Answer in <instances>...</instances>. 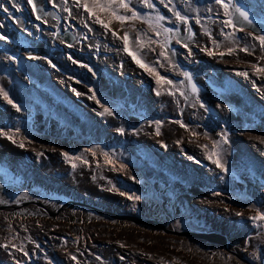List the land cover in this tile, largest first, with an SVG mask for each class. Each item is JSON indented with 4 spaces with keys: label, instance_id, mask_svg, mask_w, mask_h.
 <instances>
[{
    "label": "rangeland",
    "instance_id": "374dc122",
    "mask_svg": "<svg viewBox=\"0 0 264 264\" xmlns=\"http://www.w3.org/2000/svg\"><path fill=\"white\" fill-rule=\"evenodd\" d=\"M36 2L50 15L42 13L37 20L27 0H18L21 11L0 0L9 9H0V35L7 37L0 40V88L20 109L0 96V130L24 144L27 166L14 163L12 154L0 158V177L14 187L0 194V207L38 202L51 214L32 208L0 211V245H8L0 247V264H264V221L249 219L256 214L253 209L264 210V143L255 139L264 137V72L253 67H264L259 41L224 26L230 17L215 0H172L167 7V0H153L154 8L132 0L148 22L133 18L121 24L98 13L120 39L72 0L67 5L71 16L60 0L55 8L48 0ZM233 5L264 16V0H233ZM168 8L189 17L188 25ZM158 15L166 19L158 21ZM189 26L192 39L185 31ZM64 32L73 36L71 48L58 37ZM145 45H152L157 56L146 57ZM244 47L249 51H241ZM199 52L205 57L197 58ZM184 73L188 86L195 85L192 94H187ZM158 76L165 80L158 83ZM166 92L175 95L171 102L163 99ZM132 93L140 96L133 100ZM102 104L113 114L105 113ZM213 141L220 143L214 148ZM210 154L226 171L208 159ZM74 201L154 222L168 232L77 206L65 208ZM172 228L194 229L206 238H182L169 232ZM213 232L233 245L218 242ZM20 247L29 255L16 250Z\"/></svg>",
    "mask_w": 264,
    "mask_h": 264
},
{
    "label": "snow or ice",
    "instance_id": "6c2138e0",
    "mask_svg": "<svg viewBox=\"0 0 264 264\" xmlns=\"http://www.w3.org/2000/svg\"><path fill=\"white\" fill-rule=\"evenodd\" d=\"M60 2L63 5H65V7L63 8V11L68 12L70 16L73 15V13L67 7V5L69 3V0H60ZM8 3L11 4L12 7L14 9H16L17 11H21L22 10L20 5H19V3H18V0H8ZM48 3L51 4V6L54 7V8L58 6L56 4L55 0H48ZM140 3H142L147 8H154L155 7V4H154L153 0H140ZM160 3H162V4L165 3V0H160ZM171 3H172V0H167V4H165V7H167L168 4H171ZM215 3L217 5H220L224 9V15L225 16L232 17L230 19H225L224 21H222L224 26L233 27V28L236 27V24H235V13H239V16L242 17L243 20L245 22H247L248 24L252 23V21L249 19L248 13L246 11H242L239 7H235L233 5V0H215ZM27 4L32 6L31 7L32 14L35 16V18L37 20H41L42 19V16L40 15V13H43V15H50V13L43 12L42 7L36 2V0H27ZM72 4H73V6L75 8L83 7L84 11L89 14V17L95 16L94 23L101 25L105 29L106 32L111 31L112 32V36L116 37L117 39H120V37L117 36L116 31L111 30L109 28V23H105L103 20H101L100 15L98 13H108V15L112 19H114L116 21H119L121 24H123L126 21L132 20L133 18L141 19L142 22H148L147 20H144V14L140 13L135 7L132 6V0H72ZM121 8L124 9L125 11H127V12H130L131 15L129 16V15L121 14L119 12V9H121ZM0 9H3V11L5 13L9 12V9L7 7H5V5L3 3H0ZM168 11L173 13V15L175 16L177 21L183 23L184 25H188L189 17L183 15L181 13V11H179V10H177L175 8H168ZM208 11L211 12L212 9L209 8ZM164 19H166L164 16H161V15L157 16V20L158 21H162ZM14 22L18 23V21H14ZM197 23H199V20H197ZM84 26L88 27L87 24H85ZM159 26L162 27V25H159ZM0 27H3V25H0ZM150 27H151V24H150ZM89 31H92V29L89 28ZM163 31L167 32V33H172L174 31V29H172V28H164ZM175 31H179V27H177L175 29ZM185 31L191 33V27L190 26L186 27ZM52 35L56 36L57 34L56 33H52ZM193 35H194V33H193ZM248 35L251 36L254 40H258L260 49L262 51H264V34L253 35L252 32H249ZM6 39H7L6 36L0 35V40H6ZM123 41H124V50L128 51L129 34L127 32L124 33ZM61 43H64V41L62 40ZM177 43H180V41L177 40ZM67 46L69 48L72 47L71 44H68ZM183 46L187 47L186 44L183 45ZM231 51H232V49H229V52H231ZM241 51L248 52L249 49L247 47H244V48L241 49ZM129 54L131 55V53H129ZM164 54H165L164 52H161V55H164ZM173 54H175V53L173 52ZM188 54L192 55V52H191L190 49H189V53ZM209 55H212V53L209 52ZM29 58L30 59H36V58L47 59L46 57H34V56H29ZM7 59L10 60V61H13V62L16 61V57L15 56H7ZM68 59L71 60L72 63H74V64L77 63V61L75 59H73L71 56H69ZM133 59L136 60V63L138 65H140L141 67L147 68V65L141 64V61L137 60L134 55H133ZM48 63L51 64L52 67H54V68L56 67V65L53 64L51 60H48ZM83 66L84 67H88L87 65H83ZM253 67L256 68V70L258 72H264V67H258L256 64H253ZM89 71H92V69L89 68ZM240 75H243V76L247 77L248 74L247 73H240ZM184 76L187 79H190L188 73H184ZM161 80H165V77L158 76L157 82L159 83V81H161ZM167 83L172 84L173 81L168 80ZM193 89L196 90L195 89V85H193ZM73 91H75V89H73ZM89 91H92V89H89ZM76 94L77 95H81L82 93L77 92ZM156 94L160 95V93H156ZM169 94L171 95L172 93H169ZM0 96H2L4 100H6L9 104H11L13 107H15L17 109V111L20 110L19 107L16 104L13 103L12 99L9 98L8 94L2 88H0ZM88 98L89 99L95 98V93H93V96H90ZM97 103H100V101L97 100ZM101 106L104 107V112L105 113H107L109 115L113 114V112H112V110L110 108L104 106L103 104ZM200 106L202 108L205 107V105L202 102H200ZM103 114L104 113H101V115H103ZM155 123L158 126L156 134L160 135L159 125L161 124V121L157 120V121H155ZM177 123H179V121H177ZM181 127H186V126L183 123H181ZM17 131H19V130L17 129ZM117 131L120 132V133H123L124 129L123 128H119V129H117ZM0 135L7 136V134L3 130H0ZM227 135H228L227 132H224L222 134L224 143H228ZM7 138L9 140H11L12 143H16V141L14 140V138L12 136H7ZM255 139H258V140H260L261 143H264V137H255ZM219 143L220 142H218V141H213V147L214 148L217 147ZM162 146L166 147V145H162ZM19 147L23 148L24 144L21 143L19 145ZM42 155H43V153H38V156H42ZM62 155L65 157V160L69 159V154L68 153L64 152V153H62ZM76 159H80V157H76ZM208 159L211 160L212 163L216 165V167L221 168L222 170L226 171V169H224V166L222 165L220 159H213L211 154L208 156ZM72 167L75 168L76 165L72 164ZM116 191H119V190H116ZM214 194L219 195V193H214ZM119 195H121V196L127 195L129 199H134V200H137V201L141 199V197L138 196V195H134V194L129 195V194L123 192V191H119ZM253 210L256 212V214L254 216L249 217V219L254 221V222L264 221V210H258V209H253ZM235 215L236 216H241L242 213L241 212H236ZM0 247L7 248L8 245H0ZM13 247H16V246L13 245ZM37 247H39V245H37ZM16 250L19 251V252H22L25 256L29 255L28 252L24 251L23 247L17 248ZM71 259L72 260H76V257L72 256ZM96 259L100 260L101 258L99 256H97ZM121 259H123V257H121Z\"/></svg>",
    "mask_w": 264,
    "mask_h": 264
},
{
    "label": "bare ground",
    "instance_id": "6f19581e",
    "mask_svg": "<svg viewBox=\"0 0 264 264\" xmlns=\"http://www.w3.org/2000/svg\"><path fill=\"white\" fill-rule=\"evenodd\" d=\"M65 26L63 25L62 27H59L57 30H59V31H61L63 28H64ZM68 26L66 25V28H67ZM144 32V31H143ZM60 33V32H59ZM193 33H194V30H192L191 31V33L189 34V37L192 39V38H194V35H193ZM198 37H199V40L201 39V36L200 35H198ZM40 47H41V45H39ZM152 45H145L144 47H142V53L146 56V57H148L149 59L150 58H152L153 57V54H155L156 56H157V53L156 52H154V50H152V47H151ZM205 57V55H203V53L202 52H199V53H197V58H204ZM207 57L208 58H211V59H213L214 57L213 56H210V55H207ZM212 61V60H211ZM200 70V72H203V69L202 68H200L199 69ZM187 89H188V92H187V94L189 93V94H192L193 92H194V89H193V86H192V84H191V86H188V84L190 83L189 81V79H187ZM172 93V92H171ZM18 94V92H16V95ZM162 94V93H161ZM130 96L132 97V99L133 100H135V98H138L139 96H140V93H138L137 94V96H136V94L135 93H132V94H130ZM136 96V97H135ZM151 96L152 97H156L157 96V94H154V93H152L151 94ZM162 96H163V99L165 100V101H169V102H171L172 101V99H174V94L172 93L171 95L169 94V93H165V94H162ZM161 96V97H162ZM143 97L144 98H146L147 99V96H144L143 95ZM19 100H20V98H19ZM140 104H142V102H140ZM259 105H261V107H263V105H262V103H259ZM146 107L148 108V105H146ZM173 108V106L171 105V106H168V109L169 110H171ZM247 109H248V107H247ZM261 133L262 132H257V135L259 136V135H261ZM103 136V135H102ZM214 136H217V134L215 133L214 134ZM139 138H145V137H142V134H140V136H139ZM146 140H148L149 139V137L147 136V138H145ZM19 145H20V143L19 142H16V143H12L11 141H9V140H7L6 138H1L0 139V158H7V154H12L13 155V157H14V160H13V162L14 163H18V164H20V167L21 168H27V166L25 165V163H24V161H25V159L23 158V154H24V151L21 149V147H19ZM222 146H223V144H222ZM158 152H161L160 150L158 151ZM256 156V155H255ZM259 158H261V157H259ZM76 178H77V180L78 181H81V184H85V187L86 188H90L91 186L89 185V184H87L86 182H85V180L83 179V177H80V175L77 173L76 174ZM96 186V185H95ZM198 190V189H197ZM108 195L110 196L111 194H109L108 193ZM113 196H116V197H121V196H118V195H113ZM36 229V228H35ZM215 237H217V239L218 240H220V241H218V242H221V243H224V244H227L228 246H230V245H233V242H231V240L229 239V238H225V237H223V236H221V234H217L216 232H213L212 233Z\"/></svg>",
    "mask_w": 264,
    "mask_h": 264
},
{
    "label": "water",
    "instance_id": "95a60500",
    "mask_svg": "<svg viewBox=\"0 0 264 264\" xmlns=\"http://www.w3.org/2000/svg\"><path fill=\"white\" fill-rule=\"evenodd\" d=\"M242 11H246L248 13L249 19L252 21L251 24H248L247 22H245L243 20L242 17L239 16V13H235V24L237 29H241V30H246L248 32H252L253 35H259V34H264V20L258 19L254 14L250 13L246 8L244 7H239ZM42 15V13L40 14ZM58 37L63 40L65 43L67 44H71L73 42V36L69 33V32H64L58 35ZM7 188H11L12 186L7 184L6 185ZM74 206H78V207H85L87 210L90 211H94L97 214H101V215H107L110 218H115V219H120V220H124V221H130L136 224H140V225H144L146 227L149 228H153L155 230H161L162 232L167 233V230L165 227L159 225V224H155L153 222H144L141 220H136L133 217H127V216H121L119 214H115V213H110L107 211H100L94 207H91L90 205H84V204H79V203H71ZM61 211V210H60ZM171 225V224H170ZM173 234L182 237V238H206L203 235H197L194 234L192 232H173Z\"/></svg>",
    "mask_w": 264,
    "mask_h": 264
},
{
    "label": "flooded vegetation",
    "instance_id": "af4514ba",
    "mask_svg": "<svg viewBox=\"0 0 264 264\" xmlns=\"http://www.w3.org/2000/svg\"><path fill=\"white\" fill-rule=\"evenodd\" d=\"M240 7H244L246 8L250 13L254 14L258 19H261V20H264V16H262L261 14L259 13H256L254 12L250 7H247V6H240ZM232 18V17H230ZM237 29V28H236ZM238 30H241V29H238ZM242 31H245L246 34H248L249 32L246 31V30H242ZM5 178L4 177H0V194L1 193H4L6 190H12L14 187L13 185H11L12 187L11 188H7L6 185L8 184V181L6 182L4 180ZM77 201H74V202H70L67 206H65V208L69 207V206H74L72 205L71 203H76ZM80 203L86 205L85 202H82V201H79ZM91 206V205H90ZM78 207V206H77ZM29 208H32V209H36V210H44L46 211L47 214H51L50 211L46 210L45 206L42 205L41 203H38V202H24L23 204H19V205H16V206H1L0 207V211H14L16 213H21L23 211V209H29ZM64 207H62L60 210H63L65 209ZM79 208H82V209H86L85 207H79ZM59 210V211H60ZM87 210V209H86ZM59 213V212H58ZM133 217V216H132ZM134 218V217H133ZM136 220H141V219H137ZM141 221H144V220H141ZM146 222V221H144ZM160 225V224H159ZM171 227V226H170ZM173 230L169 232L173 233V232H178L176 229L172 228ZM175 230V231H174ZM168 232V231H167ZM194 233V229L192 231ZM194 234H197V233H194ZM197 235H202V234H197ZM205 236V235H203ZM206 237V236H205Z\"/></svg>",
    "mask_w": 264,
    "mask_h": 264
},
{
    "label": "clouds",
    "instance_id": "9594fccd",
    "mask_svg": "<svg viewBox=\"0 0 264 264\" xmlns=\"http://www.w3.org/2000/svg\"><path fill=\"white\" fill-rule=\"evenodd\" d=\"M256 104H258L259 105V103H257V101H254ZM92 207V206H91ZM129 217H131V216H129ZM154 223V222H153ZM171 226V225H170ZM161 231V230H160ZM178 232H181V231H178ZM184 232H188V231H184ZM164 234H166L165 232H163ZM193 233V232H192Z\"/></svg>",
    "mask_w": 264,
    "mask_h": 264
}]
</instances>
